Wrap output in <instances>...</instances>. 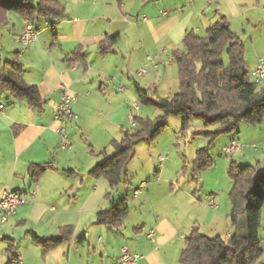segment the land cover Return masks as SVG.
Instances as JSON below:
<instances>
[{
  "label": "crops",
  "instance_id": "crops-1",
  "mask_svg": "<svg viewBox=\"0 0 264 264\" xmlns=\"http://www.w3.org/2000/svg\"><path fill=\"white\" fill-rule=\"evenodd\" d=\"M38 1L32 0V3ZM55 1L65 7L64 16L56 20L38 18L32 24L36 39L17 51L15 59L22 65L19 79L39 88L41 110L30 108L7 91H0L3 104L0 196L9 188L26 197V203L18 206L0 229V264H8L9 245L21 256V264H117L122 246L138 256L135 264H180L186 236L195 229L199 231L202 223L209 232L221 236L217 224L226 225L229 212L226 213L224 202L225 213L222 214L220 196L214 203L217 192H209L200 199L184 187L179 189L182 194H177L178 185H174L173 179L162 177L167 167L159 168L157 180L151 181L137 195L132 193L128 214L122 225L115 228L97 223L96 213L121 198L115 197L113 191L111 203L105 197L109 190L107 180L94 178L88 172L105 158L98 152L105 149L110 155V141L118 140L121 129L132 125L131 105L137 102L130 97L125 99L126 93L130 95L123 79L128 58L136 59L139 68L146 63L147 56L158 58L159 65L154 69L164 67L160 58H168L166 62L175 65L176 45L187 31L200 30L192 28V23L198 26L201 22L207 29L225 17L243 43L244 58L251 70L259 58L264 59V0H193L189 8L177 5L178 0ZM10 12H7L9 24ZM23 20L19 16L12 23L11 31L18 32L12 35L18 41ZM112 36H118V40L111 50L101 55L97 49L99 42ZM170 45L173 48L170 49ZM97 79L100 80L98 89L95 87ZM104 80L116 83L111 95L107 96L102 89ZM64 89L78 96L70 106L77 117L66 123L72 143L75 142L69 150L58 147L56 124L52 120ZM76 131L81 135L80 140L76 138ZM232 140L241 142L235 137L230 138ZM160 157L163 156L159 153L158 159ZM48 163L52 167L33 181L30 167ZM225 170L227 174L228 167ZM164 184L169 186H162ZM28 190H33L32 195ZM209 195L213 196V207L203 202ZM63 226L73 227L71 238L43 253L33 235L58 237ZM262 231L263 245L264 225ZM150 232L151 238L148 237ZM232 232L227 230L226 236ZM201 234L207 235L206 231ZM254 264H264V253Z\"/></svg>",
  "mask_w": 264,
  "mask_h": 264
},
{
  "label": "trees",
  "instance_id": "trees-1",
  "mask_svg": "<svg viewBox=\"0 0 264 264\" xmlns=\"http://www.w3.org/2000/svg\"><path fill=\"white\" fill-rule=\"evenodd\" d=\"M8 11L33 24L40 17L56 20L64 16L65 7L55 0H39L36 4L32 0H0V25L8 23ZM117 40L118 36H112L100 41L97 46L99 53L106 54ZM181 44L183 48L174 51L179 81L177 93L172 97H158L136 84L139 94L146 97L147 103L159 108L162 115L155 120L133 116L134 125L121 129V137L110 141L113 153L107 155L105 149L100 150L98 153L105 158L88 172L94 178L104 177L107 180L109 190L105 197L111 203L113 191L122 182V172L133 154L135 143L156 138L165 128L164 117L179 116L184 128L194 119L200 120L204 126L214 127L212 131L203 132L210 136L211 141L219 135L238 131L241 123L258 126L264 120V86L250 79L243 43L231 30L225 17L210 25L204 36H199L193 29L187 31ZM21 72L22 65L17 60L0 59V91H7L30 108L41 110L39 88L23 83L19 79ZM212 165L213 159L207 150L197 149L192 161L194 173ZM51 167L50 163L32 165L31 179L37 181ZM227 176L232 182L228 199L233 232L224 239L220 235L207 236L193 230L185 238L179 256L180 264H254L262 257L264 249L260 229L264 220L261 212L264 170L231 161ZM128 210L125 196L109 208L98 211L96 221L118 228ZM72 234V226H63L58 237L38 238L33 235V239L46 253L69 240ZM11 252L12 245H9L8 261Z\"/></svg>",
  "mask_w": 264,
  "mask_h": 264
},
{
  "label": "rangeland",
  "instance_id": "rangeland-1",
  "mask_svg": "<svg viewBox=\"0 0 264 264\" xmlns=\"http://www.w3.org/2000/svg\"><path fill=\"white\" fill-rule=\"evenodd\" d=\"M154 1L159 2V0H150V2ZM176 4L181 5L183 8H189L192 7L193 1L191 3H187L184 0H178ZM133 13V19H135V12ZM9 16L11 20L10 24L8 23L0 25V59L2 61L15 60L16 52L24 49L25 47L14 37V34L18 33L17 30L11 31L12 23L14 19L19 18V15L10 12ZM139 17H142V15L140 14ZM192 24V28L198 27V29H200L196 31V33L199 36H204L206 29L205 26H203L201 22L198 26L195 23ZM12 33L14 34L12 35ZM176 47H178L177 49L183 48L181 43L176 45ZM169 48H173V45H170ZM163 57H165V55ZM128 59V69L125 68L123 70V79L130 95L126 93L125 99L128 100V97H130V99L133 101L135 100L139 105L138 110L133 109L134 104L131 105L130 112L132 117L138 115L155 120L157 117L162 115V111L154 105L146 102V97L139 94L136 84L143 89L150 90L152 94H155V96L163 98L172 97L178 92L179 89L177 68L175 65L166 62L168 61V58L166 60L164 58H160L161 62L164 61L165 65L162 67L164 69L161 68V70H159L157 68L153 70L149 67L148 73L139 77L137 75L139 68L137 60H132L130 58ZM223 60L224 63L227 64L225 54H223ZM92 62H94V58H92ZM120 63L122 62L120 61ZM93 64L98 66V64ZM119 68L122 69V66L119 65ZM103 82L105 84L102 86V89L105 90L104 92L107 96L111 95V91L114 90L116 83H107L105 80ZM99 84L100 80L97 79L95 81L96 89L99 88ZM259 86H264V80L259 83ZM112 98L114 97L111 96V99ZM164 122V130L152 140L154 145L151 144V141H145L146 143H135L133 154L124 166L122 172V182L115 189L114 196H118L119 198L126 196V202L128 206H130V203L133 199V188L137 187L141 182H146L147 186L151 181L157 180V178H159V168L167 167V171H164L162 177L173 179L174 185H178L176 188L177 194H182L179 189L184 187H186L184 189H187L188 192H193L200 199H202L205 194H209V192H217L214 203L217 202V198L220 196L219 198L222 205V214L225 213V211L223 212V206H225L224 202H226V213H228L230 211V204L227 198V192L229 191L232 182L228 178L225 169L229 166L231 161H235L239 165H251L258 168L259 170H264V120L262 124L258 126H249L241 123L239 125L238 131L231 134L219 135L212 141L210 140V136L204 134L203 132L212 131L214 127L204 126L203 123L198 119L190 121L189 125L185 128L182 126V120L179 116L164 117ZM127 127L129 128V126ZM75 134L76 138L80 140V133L76 131ZM233 137L241 141L239 142L236 140L242 146L241 151L231 156L220 157L218 155L220 149L228 144L230 142V138ZM70 139L72 145V138L70 137ZM73 145H75V142ZM85 146L88 148V144H85ZM154 146L159 148V150ZM200 148H205L207 150L214 163L208 169L202 172L194 173L192 161L195 157L196 150ZM109 150L111 149L109 148ZM159 153L163 156L162 160L158 159ZM162 186H169V184H164ZM203 202L206 204L205 198ZM261 212L264 219V204ZM204 226L205 224L202 223V226L199 230L200 233H204L206 231L208 236H213V232H209V228L207 229ZM217 228L220 229L221 236L224 239L228 237L226 236L227 230L231 232L234 230L230 223L229 213L226 225L218 222ZM261 232H263L262 228L260 230V235L262 236ZM262 247L264 249V244Z\"/></svg>",
  "mask_w": 264,
  "mask_h": 264
},
{
  "label": "built area",
  "instance_id": "built-area-1",
  "mask_svg": "<svg viewBox=\"0 0 264 264\" xmlns=\"http://www.w3.org/2000/svg\"><path fill=\"white\" fill-rule=\"evenodd\" d=\"M187 3H191L193 0H184ZM36 39V32L32 27V23L28 20H24L22 24V31L19 35V41L23 46L29 45L32 41ZM164 53V52H163ZM172 60H169L171 62ZM159 65L158 58L156 56H147V61L142 65L138 71L137 75L141 76L148 73V68H156ZM250 77L253 81L260 83L264 80V59L259 58L253 69L250 70ZM78 96L72 94L67 89L61 91L58 103L56 104L52 120L56 124L54 127L55 135L57 136L58 147L62 150H69L71 148V139L66 130V123L71 118H76L77 115L71 110V104L77 100ZM3 104L0 103V113L2 112ZM134 110H138V104L134 103ZM131 124L132 115L130 116ZM241 144L236 140L230 141L228 144L220 149L218 155L220 157L231 156L241 151ZM163 157H160L162 160ZM146 186L145 182H141L134 190L133 195H137L142 188ZM29 195H32L33 190H28ZM205 202L209 206H214L213 196L209 195L205 198ZM26 203L25 194L6 188L2 191L0 196V229L11 216L15 214L18 206ZM148 237H152V232L148 234ZM138 260L137 255H132L126 246L120 248V256L117 264H135ZM9 264H21V256L16 252H11L9 256Z\"/></svg>",
  "mask_w": 264,
  "mask_h": 264
},
{
  "label": "water",
  "instance_id": "water-1",
  "mask_svg": "<svg viewBox=\"0 0 264 264\" xmlns=\"http://www.w3.org/2000/svg\"><path fill=\"white\" fill-rule=\"evenodd\" d=\"M76 237H77V234L74 236V239H76Z\"/></svg>",
  "mask_w": 264,
  "mask_h": 264
}]
</instances>
